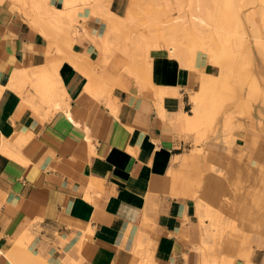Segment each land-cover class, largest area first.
Returning <instances> with one entry per match:
<instances>
[{"label":"crops","instance_id":"1","mask_svg":"<svg viewBox=\"0 0 264 264\" xmlns=\"http://www.w3.org/2000/svg\"><path fill=\"white\" fill-rule=\"evenodd\" d=\"M2 1L0 264H32L14 256L20 239L38 264H136L138 250L145 251L146 264H202L203 230L191 183L172 171L194 170L180 168L176 157L219 141L210 134L208 143L196 144L205 127L190 130L178 122V116L192 112L199 76L217 75L219 68L201 53L193 68L166 48L152 49V57L141 59L127 49L140 60L144 77L138 76L141 72L121 68L114 55L102 60L96 42L105 28L99 14L89 13L91 2L76 5L83 7L77 10L76 33L59 36L41 31L15 1ZM61 1L50 3L63 7ZM130 3L109 0L106 7L125 16ZM94 73L102 74L101 93L89 91L91 83L99 84L90 80ZM225 105L222 119L234 109ZM262 114L264 140L263 105ZM242 152L228 145L212 149L214 157L227 156L235 166L225 161L207 171L225 180L229 192L239 189L238 198L262 219L264 207L248 190L250 176L262 172L264 180V141L252 159L238 158ZM260 226L263 237H254L247 252L226 243L230 264H264Z\"/></svg>","mask_w":264,"mask_h":264},{"label":"rangeland","instance_id":"2","mask_svg":"<svg viewBox=\"0 0 264 264\" xmlns=\"http://www.w3.org/2000/svg\"><path fill=\"white\" fill-rule=\"evenodd\" d=\"M13 1L20 6L21 10L27 14L26 16L35 25L37 10L33 7L30 0ZM225 1L131 0L127 14L125 16L118 15L120 17L116 28L112 26L115 19L107 14L106 5L109 0L80 1L91 2V5H93L91 6V12L95 8L101 11L102 15L99 16L103 19L105 28L103 36L105 33L109 35L112 45L109 55L117 57L116 63L118 62L121 68L125 69V66L119 63L120 56L123 53L127 55V49L134 51L136 56L141 59L146 55L147 57H152V49L166 48L171 55L178 57L182 63L193 68L195 67L193 60L196 54L201 53L209 62L214 65L217 64L216 66L222 69V77L231 85L230 89L233 92H229L231 95L226 97L224 104L229 102L231 106H234V109L227 112L222 119V114L224 113H222V109L226 107V105L222 104L214 118L209 121L210 123L204 121L198 128L194 129L199 130L201 127L206 129L198 133L196 144L205 145L208 143L210 134L219 141L209 142L204 147H196L194 152L183 154L181 158L179 157L175 160L179 163L180 168L193 167L194 170L190 172L194 173V180L200 185L195 188L189 171H182V169L172 171L175 178L186 176L191 183L189 187L190 195L196 200V216L203 230V244L200 249L203 255L202 258L209 259V264L232 263V258L224 256L229 253L223 248L226 247V243L231 241V244L235 243L234 245L240 246V251L247 252L251 241H254V237H257V239L263 237L260 233L261 223L262 230L264 229L263 219H258L251 208L246 206V201L238 198L239 189H233L229 192L228 185L224 182L225 180L214 179L212 174L207 171L210 167L220 166L225 161L232 167L235 166L233 159L227 158V156L218 155L214 157L210 153L212 149L220 150L222 146L228 145L230 151L231 147L240 148L243 151L238 156L241 160L243 159L242 157L252 159L253 151L255 152L262 144V141H264L262 139L264 58L257 47L258 41L264 42V33L256 34L253 30L254 23L247 18L248 15L253 13L258 15L261 12L264 13V3L262 0H232L234 11L239 14L242 21L239 24L244 28V45L236 47L231 39H227L222 34V31L216 32L210 24L212 17L215 16L217 10L222 7ZM51 11L55 10L51 9ZM93 13L95 12L93 11ZM50 15L52 14L50 13ZM50 15L44 14L43 17L51 25V30L54 33L61 36L64 32L67 33V31L73 29L72 24L66 21L65 15L59 20L50 17ZM76 23L78 24V22ZM234 32L236 34L240 33L237 29L236 31L233 29ZM119 48L120 50H118ZM59 50L62 51L61 47H59ZM228 54L232 56V62L228 65V67H231L230 72H228L226 66ZM136 56L128 54L129 58H134L139 63L140 60ZM102 60L105 61L103 58ZM256 61L257 63H255ZM146 63L148 66L147 71L150 72L152 62L148 60ZM96 74L89 76L93 82L96 81L93 79ZM199 78L200 82L196 90H200L205 85H210L208 74L202 73ZM250 85L257 90L252 92L251 90L254 88L250 87ZM249 91L254 94L251 95L248 93ZM257 92L258 95H255ZM229 97L232 98L229 99ZM246 101L249 103H246ZM231 115H234V118ZM216 123H218V126L214 132L208 133L207 130L216 125ZM188 129L192 130L191 128ZM258 157L262 159V155ZM262 165L260 166L262 167ZM219 172L221 174L222 170ZM250 177L253 183L249 187L248 195L258 203V206L263 208L264 198L260 194L264 188L262 172L260 176L254 177L252 175ZM231 254L238 256L236 253ZM153 263L152 260L151 264Z\"/></svg>","mask_w":264,"mask_h":264},{"label":"bare ground","instance_id":"3","mask_svg":"<svg viewBox=\"0 0 264 264\" xmlns=\"http://www.w3.org/2000/svg\"><path fill=\"white\" fill-rule=\"evenodd\" d=\"M2 1V0H0ZM61 1V0H60ZM80 1H85V0H63L64 2V6L62 8H57L55 6H53L50 3V0H30L31 4L33 5V7L37 10V14H36V19H35V25L36 27H38L41 31H43L44 33H47V30H51V25L47 22V20L45 19V17H43L44 14H48L50 15V13L52 15H50V17L55 18L57 20L61 19L64 15L66 18V21L69 22L70 24H72L73 29L76 30V26H75V22L77 21V10L82 9L83 7L80 6L78 8H76V5L80 2ZM264 3V0H262ZM3 2V1H2ZM62 2V1H61ZM59 3V2H58ZM91 5V4H90ZM86 6V5H85ZM88 6V4H87ZM93 6V5H91ZM51 9H54L55 11H51ZM25 10V9H24ZM99 10V9H98ZM95 9H92V13L93 11L99 15L101 14V11ZM26 11V10H25ZM83 11V10H82ZM263 11V10H262ZM264 12V11H263ZM64 13V14H63ZM91 14V11L89 12ZM83 14V13H82ZM108 15H110L111 17H113L115 20L112 23V26L114 28L117 27V23L119 22V17L118 15H116L115 13H111L110 11H108L107 13ZM264 13L261 12L260 15L253 13L251 15H248L247 18H249V20H252V23H254V27L253 30L256 32V34H260V33H264ZM27 15V14H26ZM87 16V15H86ZM240 16L237 12L234 11L233 8V1L232 0H226L224 2V4L222 5V7L220 9L217 10L215 16L212 17V21L210 22V24L212 25V27L215 29L216 32H221L222 34L225 35V37L227 39H231L234 43V45L236 47H242L244 45V41H243V37H244V28L241 27L239 23H242V21L240 20ZM240 21V22H239ZM84 24V23H83ZM234 31H236V29L240 32L238 36H235L233 33V29ZM72 29V30H73ZM253 31V32H254ZM76 33V32H75ZM83 33L87 34V29L84 28ZM93 39H98L97 36H91ZM257 39V38H256ZM92 41V39H90ZM97 41V40H96ZM258 41V39H257ZM97 48H98V52H100V55L102 56V58L107 61L110 59L109 56V52L112 50V45L109 39V35H105L100 38V42H96ZM257 47H258V51L259 53H261V55L264 58V42L262 41H258L257 43ZM120 50V48L118 49ZM246 54V53H245ZM259 55V54H258ZM204 57V61H208L207 58ZM202 57V58H203ZM50 58V57H49ZM53 58V57H52ZM245 58V57H244ZM244 60V59H243ZM257 60V59H256ZM51 60H48V62ZM246 61V60H245ZM232 62V56L228 54L227 56V69L228 72H230V68L228 67V65H230ZM118 63V62H117ZM119 63L125 66V69L127 71L130 72H141V70L139 71V69H141L138 61L134 58H129L128 54H122L120 56V60ZM204 63V62H203ZM257 63V61L255 62ZM55 64V63H54ZM260 64V63H259ZM51 65V64H50ZM217 65V64H215ZM117 66V65H116ZM52 67V66H51ZM140 67V68H139ZM218 67V66H217ZM259 67V66H258ZM219 68V73L217 75L215 74H208L209 76V84L210 85H205L203 87H201L200 90H195L194 92H192L191 94V99L193 102V108H192V112L190 113H184L181 114L180 116H178V122L180 124H182L185 128H191L192 130H194L195 128H198L204 121H210L214 118L216 112L220 109V106L224 104L226 97H228L229 95H231L230 91H232L230 89L231 85L230 83L224 79L222 76V69L220 67ZM217 68V69H218ZM262 73V72H260ZM134 74V73H133ZM139 74V73H138ZM28 75V74H27ZM37 75V74H36ZM102 75V74H101ZM99 74H96L95 77L97 82L99 83L97 86L94 85L93 83H91L88 87H89V91H92V93H101V87H102V82H100V80H102V76ZM106 74H104L105 76ZM137 75V74H136ZM142 76V72L138 75V76ZM31 76V75H30ZM259 76V75H258ZM262 76V75H260ZM17 77V76H16ZM19 77V75H18ZM25 77V76H22ZM28 77V76H27ZM47 77V76H46ZM144 77V75H143ZM143 77L141 79H143ZM48 78V77H47ZM136 78V77H135ZM24 79V78H21ZM20 80V77H19ZM50 80V79H49ZM52 80V79H51ZM26 81V78H25ZM39 81V80H38ZM135 81V80H134ZM142 81V80H141ZM20 82V81H18ZM22 82V81H21ZM138 82V81H136ZM135 82V83H136ZM36 83V82H34ZM49 83V82H48ZM141 83V82H138ZM145 83V82H144ZM50 84V83H49ZM35 85V84H34ZM145 85V84H144ZM148 85V84H147ZM256 85V84H253ZM143 86V85H142ZM142 86H140L142 88ZM38 87V86H37ZM147 87V86H146ZM250 87H253L250 85ZM258 87V86H257ZM44 88V87H43ZM144 88V86H143ZM254 88V89H253ZM251 90L252 92L255 89V87H253ZM138 89H140L138 87ZM147 89V88H146ZM187 89V88H186ZM46 90V89H45ZM142 90V89H140ZM259 90V89H258ZM39 91V90H38ZM42 91V90H41ZM40 91V92H41ZM49 91V90H48ZM251 91H249L248 93H250ZM45 92V91H44ZM144 92V91H143ZM230 92V93H229ZM233 92V91H232ZM42 93V92H41ZM39 93V94H41ZM46 93V92H45ZM251 94V93H250ZM254 93H252L251 95H253ZM258 95V92L255 93V95ZM42 95V94H41ZM101 95V94H100ZM182 95V94H181ZM264 95V94H263ZM247 96V95H246ZM250 97V95H248ZM233 97V96H232ZM232 97H229V99H231ZM257 97V96H256ZM259 97V96H258ZM264 97V96H263ZM114 98V97H113ZM247 98V97H246ZM251 98H253L251 96ZM110 99V98H109ZM108 99V100H109ZM181 99V98H180ZM248 99V98H247ZM252 100V99H250ZM249 101V100H248ZM248 101H246V103H249ZM255 101V100H254ZM109 103V102H108ZM247 105V104H246ZM250 106V105H249ZM247 109V108H245ZM260 113V112H259ZM229 114V113H228ZM231 114V113H230ZM234 118V115H231ZM226 120V118H225ZM207 123V122H206ZM210 123V122H209ZM182 155L177 156L176 159H178L179 157L181 158ZM176 162V161H175ZM260 194L262 195V198H264V188L262 189V191L260 192ZM263 221H264V217H262ZM23 239H20L19 241L14 243V256L19 257L21 259H24L26 261L33 263H37L36 261L38 260V257L35 256L31 251H29L28 249L25 248V243H23L24 241H22ZM27 243V242H26ZM12 248V247H11ZM12 253V252H11ZM144 253L145 251L143 250H138L136 251L137 254V261L136 264H146L147 260H144ZM3 254V253H2ZM6 255V254H5ZM8 255V253H7ZM6 257V256H5ZM40 257V256H39ZM147 258V257H146ZM20 259V260H21ZM41 259V258H39ZM209 259L207 258H202V264H209L208 262ZM9 261V259H8ZM40 261V260H39ZM18 262V261H17ZM42 262V261H40ZM20 263V262H19ZM24 263V262H23ZM22 263V264H23ZM28 264V262L26 263ZM38 264V263H37ZM42 264V263H41ZM47 264V263H46Z\"/></svg>","mask_w":264,"mask_h":264}]
</instances>
